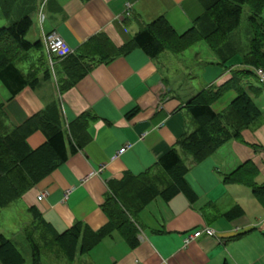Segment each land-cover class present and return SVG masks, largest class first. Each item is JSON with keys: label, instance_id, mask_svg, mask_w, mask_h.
Listing matches in <instances>:
<instances>
[{"label": "crops", "instance_id": "1", "mask_svg": "<svg viewBox=\"0 0 264 264\" xmlns=\"http://www.w3.org/2000/svg\"><path fill=\"white\" fill-rule=\"evenodd\" d=\"M203 12L199 0H53L44 16L48 29L33 27L31 42L41 39L42 33L56 32L73 54L92 36L104 34L119 48L159 17L182 33ZM211 56L197 57L194 69L179 55L164 52L153 59L134 49L109 64L94 66L62 95L56 87L60 61L54 63L55 81L40 79L37 65L39 85L0 104L10 129L52 102L59 105L63 128L85 113L95 119L87 127L86 145L14 202L28 216L16 226L18 231L33 223L28 211L32 208L57 234L78 222L92 231L107 225L102 205L110 184L126 174L157 173L159 159L194 128L185 103L202 90L229 84L245 70L238 55L223 66ZM255 83L260 86L258 80ZM239 84L262 112L259 127L243 131L241 142H227L200 163L191 157L183 161L193 201L184 194L168 201L156 198L138 213L136 247L130 248L114 232L89 253L78 255L73 264H264V206L248 188L223 183L225 175L251 162L259 171L255 182L264 184V92L245 75ZM236 95L227 90L211 104L212 111L222 113ZM44 142L40 132L27 140L31 149ZM234 209L240 214L227 217ZM201 227L210 228L215 237L203 236L185 245L184 239ZM10 231L2 227L0 235L6 237ZM44 264L51 263L45 259Z\"/></svg>", "mask_w": 264, "mask_h": 264}, {"label": "trees", "instance_id": "2", "mask_svg": "<svg viewBox=\"0 0 264 264\" xmlns=\"http://www.w3.org/2000/svg\"><path fill=\"white\" fill-rule=\"evenodd\" d=\"M51 1L53 0H45V6H49ZM199 1L204 9L202 16L182 33L175 32L163 17H159L143 26L122 47L115 48L107 36L98 34L89 38L73 54L52 58L53 65L60 61V78L56 82L59 95L73 88L94 66L109 64L134 49H140L154 59L164 52L179 55L197 42H204L214 52L221 66L239 55L245 68L236 73V80L234 78L229 84L216 90H202L185 103L184 109L191 117L194 128L192 132L184 134L175 147L159 159L156 164L157 173L147 171L136 177L126 174L120 181L110 184L109 195L102 205L108 223L99 231H92L78 222L57 234L41 219L37 210H28L33 218V232L41 234L48 241L51 240L61 250L65 249L67 256L74 249L76 252H89L114 232L120 234L130 248L136 247L135 221L138 213L148 204L158 197L168 201L177 194L186 195L190 201L194 199L193 192L184 181L188 170L179 156V151L189 154L194 163H200L227 142L239 141L243 130L254 129L261 120L262 112L250 94L241 89L239 79L244 75L256 78L254 71L257 70L264 73V19L260 15L264 0ZM244 6L251 13L248 22L252 36L247 51L232 37L240 26ZM0 8L5 18L10 21L9 26L0 28V83L7 91L10 101L25 88L34 90L39 85V80L35 77L37 65L44 67L45 81L51 79V76L49 68H45L48 67V55L42 39L34 42L26 39L33 27L31 16L36 12V0H0ZM33 50H42V55L36 59V66L31 67L29 74L24 75L16 65L26 61L28 53ZM229 89L236 91L235 99L226 110L215 114L211 104ZM94 119L92 115L85 113L67 128H63L59 105L52 102L19 127L10 129L0 110V213L65 163L70 155L81 150L89 141L87 127ZM36 132L44 136L45 142L40 147L31 149L27 140ZM258 175L257 167L246 162L234 172L225 175L223 183L248 188L264 206V184L258 185L255 182ZM231 214L227 217L239 215L240 212L234 209ZM26 236L32 263L39 264V246L31 235ZM24 263V257L14 243L0 235V264Z\"/></svg>", "mask_w": 264, "mask_h": 264}, {"label": "rangeland", "instance_id": "3", "mask_svg": "<svg viewBox=\"0 0 264 264\" xmlns=\"http://www.w3.org/2000/svg\"><path fill=\"white\" fill-rule=\"evenodd\" d=\"M46 10H47V6H45V0H36V12H34V14L31 16L34 28H37L38 30H40L41 28H43L44 30L48 29V26H47V23H46V20H45V17H44L45 14H46ZM250 15H251V13H250L248 7L244 6L243 9H242V16H241L240 26L232 34V37L235 39V42L236 43H240L241 47L243 48L244 51H247L249 49V42H250L251 36H252L251 35L250 25H249V22H248V18L250 17ZM260 15L264 19V6H263V8L261 10ZM9 25H10V21H8L5 18L4 13L2 12V10L0 8V28H5V27H7ZM33 27L30 29V32H32ZM30 32L26 36V39L31 42L32 41L31 40L32 39V35H31ZM167 53L176 56L172 52H167ZM211 53L214 56V52L204 42H197L192 47H190L189 49H187L183 53L179 54V58L182 59L189 67H194V69H195V63L198 61L197 57H206V56L211 55ZM28 54H29V56H28L26 61H24L22 63H18L16 65L17 68L24 75H28L29 74L30 69H31V67L33 65L36 66L35 61H36V59L38 57H40L42 55V50H39V51L33 50L30 53H28ZM213 56H211V57L214 58V61L216 62V64H220L219 61L216 59V57L215 56L213 57ZM239 58L241 60V56H239ZM234 59H235V57H232L231 59L227 60V62H225V63L227 64L228 62H231ZM241 65H242V63H241ZM47 66L48 67H45V68H49L48 70H49L51 79L53 81H55L54 65H51V62L49 60H47ZM43 68L44 67H42V68L40 67L39 68L40 71L42 72V76H41L40 79H43ZM38 75H39L38 72H36L35 77H36V79L40 80L38 78ZM246 77H248V79L251 80V84L256 85L255 87L263 90V92H264V88L260 87L261 85L258 86L257 83H255L258 80L257 77H256L257 80H253L255 78L253 76H251V75L246 76ZM192 83H194V82H192ZM263 96H264V93H263ZM6 98H8L7 91L4 89V87L0 83V104ZM259 124H260V121H259V123L256 125V127L254 129L258 128ZM246 130H253V129H246ZM246 130H243V131H246ZM243 131L241 132V139L238 142L242 141V133H243ZM124 148L126 150L128 148V146H125ZM118 154H119V152H118ZM120 154H122V153H120ZM180 157H181V159L183 161L184 160L186 161L187 158L188 159L190 158V155L186 154L184 152H180ZM65 198H66V196H65ZM16 206L17 205H15V207H14V203H12L7 208H5L6 210L4 209L0 213V229L2 230V227H3V228H5L6 231H10V229H7V228L8 227L11 228L10 232H12V233L5 232V233H7L6 234V238L10 239L12 241V243H14L15 247L17 248V250L23 255L24 260H25L24 264H33L32 263V257L30 256L31 255L30 246H29V242L27 241L26 234L31 235L32 239L39 246V249H40V252H41V255L39 257V259H40V263L39 264H41V263L44 264V260L45 259H48L51 264H56L55 260L60 261L59 262L60 264H62V260H64L66 262V263H63V264H70V263L73 264V263H76V261L78 260V255H85V254L89 253V252L82 253L80 251L76 252L77 250L74 249V250L70 251L69 256H67L66 255L67 251L65 249H62L63 250L62 251L56 244H54V242H51V240L48 241V240L45 239V237H42L41 234L33 232V229H32L33 228L32 227L33 223H31L30 226L29 225H25V228H24L23 231H18L16 226L18 224H22L25 221H27L28 220V216H27L26 213L20 212L16 208ZM32 220H33V218H32ZM201 228H206V227H201ZM197 229H200V228H197ZM196 230H194V231H196ZM201 237H203V236H201ZM204 237H207V236L204 235ZM213 237H215V234H214ZM197 239H199V238H197ZM197 239H194L192 241H196ZM56 255H58V256H56Z\"/></svg>", "mask_w": 264, "mask_h": 264}, {"label": "built area", "instance_id": "4", "mask_svg": "<svg viewBox=\"0 0 264 264\" xmlns=\"http://www.w3.org/2000/svg\"><path fill=\"white\" fill-rule=\"evenodd\" d=\"M43 43L48 59L51 62L52 57L62 58L72 53V50L65 44L63 39L55 32L43 36ZM260 85L264 88V73L261 70L254 71ZM125 148H122L119 151L123 153ZM41 200V197L38 198ZM213 237L214 232L210 228H200L188 235L184 239V244L187 245L192 242V240L200 238L201 236Z\"/></svg>", "mask_w": 264, "mask_h": 264}]
</instances>
